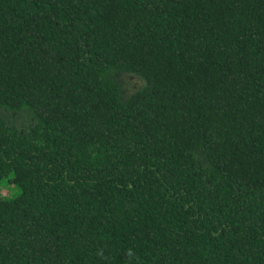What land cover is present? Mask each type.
Here are the masks:
<instances>
[{"label":"trees","instance_id":"trees-1","mask_svg":"<svg viewBox=\"0 0 264 264\" xmlns=\"http://www.w3.org/2000/svg\"><path fill=\"white\" fill-rule=\"evenodd\" d=\"M0 264H264V0H0Z\"/></svg>","mask_w":264,"mask_h":264},{"label":"rangeland","instance_id":"rangeland-1","mask_svg":"<svg viewBox=\"0 0 264 264\" xmlns=\"http://www.w3.org/2000/svg\"><path fill=\"white\" fill-rule=\"evenodd\" d=\"M126 81H129L131 87L137 86L139 88L141 85H143V82L137 77L131 76L130 78H126ZM1 190H2V195L4 197L13 196V194L15 193V189L13 185L9 184L6 180L4 181V183H2Z\"/></svg>","mask_w":264,"mask_h":264}]
</instances>
